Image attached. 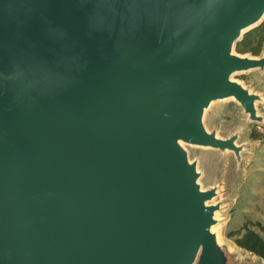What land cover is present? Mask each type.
Masks as SVG:
<instances>
[{"label": "water", "instance_id": "obj_1", "mask_svg": "<svg viewBox=\"0 0 264 264\" xmlns=\"http://www.w3.org/2000/svg\"><path fill=\"white\" fill-rule=\"evenodd\" d=\"M263 14L264 0H0V264H232L219 187L184 143L240 153L238 133L204 124L216 100L264 126L263 97L231 77L264 69L234 49Z\"/></svg>", "mask_w": 264, "mask_h": 264}, {"label": "rangeland", "instance_id": "obj_2", "mask_svg": "<svg viewBox=\"0 0 264 264\" xmlns=\"http://www.w3.org/2000/svg\"><path fill=\"white\" fill-rule=\"evenodd\" d=\"M236 46L235 52L241 55L260 57L264 53V49L257 55L240 52ZM233 79L240 80L264 99V69L243 72ZM257 106L259 113H264V100L258 101ZM203 121L210 131H216L221 137L238 133L237 143L242 146L236 155L234 151L184 143L190 159L197 162L203 188L219 187L216 202L220 210L216 216L220 224H216V230L220 243L229 252L232 264H264L263 258L239 246L236 235L231 234L249 224L264 235V126L251 120L233 99L214 101L205 110ZM253 133L257 136L253 137Z\"/></svg>", "mask_w": 264, "mask_h": 264}, {"label": "trees", "instance_id": "obj_3", "mask_svg": "<svg viewBox=\"0 0 264 264\" xmlns=\"http://www.w3.org/2000/svg\"><path fill=\"white\" fill-rule=\"evenodd\" d=\"M236 48L240 52L260 54L264 49V21L259 26L246 32L242 40L237 43ZM253 135V137L257 136L255 133ZM231 234L236 235L235 241L239 246L264 259V235L260 231L251 228L249 224H245Z\"/></svg>", "mask_w": 264, "mask_h": 264}, {"label": "bare ground", "instance_id": "obj_4", "mask_svg": "<svg viewBox=\"0 0 264 264\" xmlns=\"http://www.w3.org/2000/svg\"><path fill=\"white\" fill-rule=\"evenodd\" d=\"M263 16H264V14L262 15V17H263ZM262 17H261V18H262ZM252 25H253V24H251V25L245 27L244 29H247V28L251 27ZM244 29H243V30H244ZM238 72H240V71H236V72H234V73L231 75L232 79H233V77L236 76V74H237ZM228 98H229V97H228ZM216 227H217V225H213L212 229H213V230H216Z\"/></svg>", "mask_w": 264, "mask_h": 264}, {"label": "built area", "instance_id": "obj_5", "mask_svg": "<svg viewBox=\"0 0 264 264\" xmlns=\"http://www.w3.org/2000/svg\"><path fill=\"white\" fill-rule=\"evenodd\" d=\"M261 128V127H260ZM263 130H264V128H263Z\"/></svg>", "mask_w": 264, "mask_h": 264}]
</instances>
